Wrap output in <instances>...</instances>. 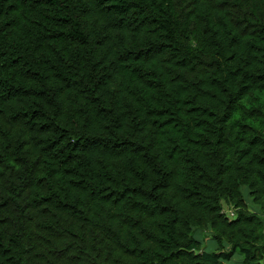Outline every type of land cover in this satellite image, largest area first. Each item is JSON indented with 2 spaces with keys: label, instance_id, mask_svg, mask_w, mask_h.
<instances>
[{
  "label": "trees",
  "instance_id": "trees-1",
  "mask_svg": "<svg viewBox=\"0 0 264 264\" xmlns=\"http://www.w3.org/2000/svg\"><path fill=\"white\" fill-rule=\"evenodd\" d=\"M244 187L264 0H0V264H264Z\"/></svg>",
  "mask_w": 264,
  "mask_h": 264
},
{
  "label": "rangeland",
  "instance_id": "rangeland-1",
  "mask_svg": "<svg viewBox=\"0 0 264 264\" xmlns=\"http://www.w3.org/2000/svg\"><path fill=\"white\" fill-rule=\"evenodd\" d=\"M243 192H244L245 199H246V202H247L250 210L257 213L258 215H260L264 219V211L261 209L260 206H258L257 204H255L253 202V199L248 194V190L246 187L243 188ZM229 210H230V208H227V207L224 208V211L226 213ZM195 236L201 240L204 238V241H205L204 247L206 248V250L208 252L217 251L218 246H217L216 242L214 240H212V238H211L212 237V231L211 230L207 231V232L196 231ZM242 260H243V257L239 253H236L231 258L230 261L226 262V264H241Z\"/></svg>",
  "mask_w": 264,
  "mask_h": 264
},
{
  "label": "built area",
  "instance_id": "built-area-1",
  "mask_svg": "<svg viewBox=\"0 0 264 264\" xmlns=\"http://www.w3.org/2000/svg\"><path fill=\"white\" fill-rule=\"evenodd\" d=\"M227 213H229L232 217H234L235 216V214H234V211L233 210H229V211H227Z\"/></svg>",
  "mask_w": 264,
  "mask_h": 264
}]
</instances>
